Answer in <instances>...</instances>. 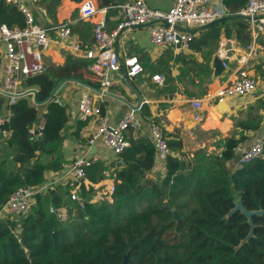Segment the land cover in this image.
I'll return each instance as SVG.
<instances>
[{"label": "trees", "instance_id": "trees-1", "mask_svg": "<svg viewBox=\"0 0 264 264\" xmlns=\"http://www.w3.org/2000/svg\"><path fill=\"white\" fill-rule=\"evenodd\" d=\"M62 1L38 0V4L54 20ZM95 1L98 8H107V19L115 14L111 7L117 0ZM223 5L229 11L226 17L237 23V40L247 45L248 24L239 14L246 0H223ZM216 23L197 31L189 48L192 54L178 52L175 56L174 49L167 47L150 65L142 66L138 76L144 74L150 81L151 76H163L165 84L159 91L164 94L175 92L182 76L202 80L210 70L193 53L208 49L217 40L221 27ZM2 25L8 29L26 25L24 14L5 0H0ZM85 27L91 34L90 44L92 25L86 23ZM176 63L184 67L173 76ZM45 68L43 74L23 77L21 82L23 90L37 91V102L46 99L62 80L74 79L100 88L97 78L87 70V62L68 56L64 64ZM6 98L0 94V109ZM31 99L26 96L10 103L7 98L5 129L9 136L0 138V143L11 151L12 158L10 162L0 160V210L18 189L40 185L46 172H59L65 163L62 131L70 120L69 106L56 102L55 96L42 106L34 105ZM40 107L45 113L38 140H34L30 131L38 128ZM260 108V104L248 107L245 120L235 122L233 135L218 140L211 152L200 148L186 157L180 138L166 139L171 154L159 180L148 176L156 163L153 143L129 127L124 133L129 147L116 160L123 166L91 161L85 177L74 185L83 209L69 200L74 186H67L59 188L61 192L57 188L37 195L20 220L11 216L0 219V264H124L125 258L126 264H264V139L261 157L232 172L227 168L236 159V148L248 140L247 134L260 130ZM140 116H150L148 106L141 107ZM84 124L77 122L76 133ZM105 177L113 180V191L105 199L93 201L95 186ZM237 201L247 211L262 212L252 216V236L246 241L251 230L247 218L239 211L230 214ZM51 205L65 207L67 220L61 222L51 214Z\"/></svg>", "mask_w": 264, "mask_h": 264}, {"label": "built area", "instance_id": "built-area-1", "mask_svg": "<svg viewBox=\"0 0 264 264\" xmlns=\"http://www.w3.org/2000/svg\"><path fill=\"white\" fill-rule=\"evenodd\" d=\"M5 1L15 4L26 20L23 29H8L4 25L0 26V45L5 48L0 89L12 95L24 91L21 88L23 77L38 76L45 72L44 53L55 41L66 43L69 50L80 54L87 62V70L97 78L99 90L108 91L112 85L109 74L122 73L128 79H132L143 71L136 56L129 54L121 56L116 50V43L125 32L145 29L151 44L159 51L167 47L176 48L177 44L180 45V50H189L194 35L199 29L229 15V11L223 5L218 8L210 7V0H173L172 6L166 11L150 7L145 0L124 1L111 7L115 9L116 26L108 30L105 20L107 8L99 9L95 0H82L78 8V19L83 22L95 20L92 22V41L88 44L74 38L70 23H61L51 29L44 28L36 23L33 13L24 4L15 0ZM30 1L38 2V0ZM239 14L246 18L249 24L252 43L247 47V56L250 57L254 51L255 41L259 36L264 35V0H246V5ZM216 57L222 61L224 68L228 67L229 50L225 46L222 45L216 50ZM243 59L245 57L240 62L244 64ZM151 82L162 87L165 79L161 75H154L151 76ZM256 88L255 77L241 67L236 70L233 81L218 88L214 94H206L204 99L218 103L227 99L242 98L253 94ZM103 98L102 94L95 92L83 94L78 101L77 119L79 121L94 119L97 126L89 138V144L99 140L115 157H118L129 147L125 139V131L129 127L136 129L138 124L130 115L114 126L109 125L106 118L101 115ZM9 100L10 103H14L16 99ZM191 108L199 111L202 108V101H192ZM194 119L200 121V116L196 113ZM8 120L9 115L0 116L1 140L9 136V131L5 129ZM147 122L149 128L147 137L155 148V162L164 166L167 157L171 154L166 137L160 123L153 117L148 118ZM41 126L40 123L37 129L30 131V134L39 136ZM262 150L261 142L244 150L237 147L238 166L261 157ZM90 163L91 160L78 158L52 180L37 186L28 185L18 189L2 206L0 219L8 215L25 214L37 195L45 194L60 186H76L85 177V169ZM75 186L69 192V200L83 209V202ZM112 191L111 186L108 192ZM100 199L101 196L98 200ZM49 212L56 215L61 222L67 220L68 211L65 207L55 208L51 205Z\"/></svg>", "mask_w": 264, "mask_h": 264}, {"label": "crops", "instance_id": "crops-1", "mask_svg": "<svg viewBox=\"0 0 264 264\" xmlns=\"http://www.w3.org/2000/svg\"><path fill=\"white\" fill-rule=\"evenodd\" d=\"M24 4L27 8L35 14L36 23L44 28L51 29L61 23H70L73 36L78 41L87 43L91 40V34L86 31V23L92 25V22H83L78 19V8L80 3H74L69 0H63L60 6L56 9L55 19H51L46 15L42 6L37 3H31L30 0H15ZM125 1V0H124ZM145 2L152 8L166 11L172 6L173 0H145ZM97 3V2H96ZM223 5V0H210V7H220ZM224 6V5H223ZM225 7V6H224ZM100 9V8H99ZM33 14V15H34ZM114 16L107 19V12L105 16L106 26L108 30H112L116 26ZM241 16V15H240ZM100 17V16H99ZM98 17V18H99ZM221 20V19H219ZM217 20L221 27L219 37L208 49L202 52L193 53L195 59L199 63L207 64L210 72L202 80L187 78L182 76L181 83L177 84L175 92L171 94H164L159 91L160 88L151 82L146 75L136 76L135 78L128 79L130 86H133L142 96V105L149 108L150 116L160 123L162 131L167 140L173 138H180L183 143V153L188 156L197 149H205L206 151H213L216 147V142L222 138L231 137L235 131L234 124L236 121L245 120L248 107L261 105L259 113L262 116L261 128L257 132H250L247 134L248 140L241 144L239 147L248 149L264 139V35L258 37L255 41L253 54L247 56V47L251 45L252 38L248 24V31L250 35L249 43L243 46L236 38V22L229 17L222 18V21ZM216 23V24H217ZM210 26V25H209ZM198 36L195 33L194 38ZM225 46L229 50L228 67L224 68L220 75H217L213 67V61L216 58V50L220 46ZM174 49V55L178 52L191 53L190 50ZM116 50L122 56L134 55L141 66L147 67L157 59L164 52L156 49L150 42L149 34L145 29L134 30L125 32L121 35L116 43ZM4 46L0 45V86L2 81V65L4 60ZM192 54V53H191ZM72 57L84 61L80 54H75L68 49L66 43L53 42L44 53L45 67L50 64L62 65L65 63L66 57ZM243 59L245 63H241ZM142 58H147L148 61H143ZM221 61V60H220ZM222 65V61H221ZM184 67L182 63H176L173 66V76L179 74V68ZM244 69L250 75H253L257 81V88L253 94L242 98H232L216 103L214 100H205L204 96L208 93L214 94L215 91L233 81L235 72L238 68ZM112 83L108 91L116 96L126 99L131 105L137 103L136 95L131 92L124 85V74H109ZM91 90L78 85L77 83H66L55 95L56 100L61 105H68L71 111L70 120L62 131L63 144L62 155L64 165L59 172L48 171L44 174L43 182L52 180L61 171L67 168L74 160L78 158L88 159L91 161L99 160L105 166L115 162L116 168H121V162H116L115 157L101 141L97 140L93 144H89V138L96 129L97 123L94 119H89L85 122L83 127L77 131L78 114V101L81 96ZM32 100V99H31ZM194 100L202 101V108L195 111L191 108V102ZM10 101V100H9ZM104 117L109 125H116L121 119L126 116L132 115L138 124L136 128L141 135L148 136V118L140 116V109L138 115L133 112L123 103L113 99L104 97ZM8 100L6 98L3 107L0 109V116H8ZM45 113L42 107L39 108L40 121L42 122V115ZM200 116V121H195L194 115ZM12 154L9 150L4 149L0 143V160L7 159L10 162ZM238 167L236 159L227 164L229 171H234ZM164 166L155 163L153 169L149 172V177L152 180H159L163 177ZM106 185L104 188L103 186ZM113 185V180L109 177L103 178L95 186V197L93 201L99 199L100 196H106L109 188ZM64 188L62 186L57 187ZM56 188V189H57ZM57 189V190H58ZM61 192V190L59 189Z\"/></svg>", "mask_w": 264, "mask_h": 264}, {"label": "water", "instance_id": "water-1", "mask_svg": "<svg viewBox=\"0 0 264 264\" xmlns=\"http://www.w3.org/2000/svg\"><path fill=\"white\" fill-rule=\"evenodd\" d=\"M117 2H118V4H122L124 2V0H117ZM176 48L179 49L180 45L177 44ZM4 50H5V48H4ZM213 67H214L217 75H220L221 72L223 71L221 61L217 57L213 61ZM70 82L77 83L78 85L83 86V87H85V88H87V89H89L95 93L102 94L104 97H107V98H110V99H113L115 101H118V102L125 104L133 112L134 115H138V113H139V109L141 108V105H142V96L133 86H130L129 81L126 78V76H124V85L131 92H133L136 95L137 103L135 105H131L126 99H124L120 96H116V95L110 93L109 91H101L99 89L91 88L89 85H86V84L81 83L79 81H76L74 79L62 80L61 82H59L57 85H55L52 88V90L50 91L47 98L44 99L42 102H37V100H36L37 91L35 89L24 90L23 92H21L20 94H17V95H12V94L6 93L0 89V94L9 98V99H11V98L20 99V98H24L26 96H32L33 104L36 106H42V105H45L47 102H49L57 94V92L60 90V88L63 87V85H65L66 83H70ZM221 103L222 102H220L219 104H221ZM30 138H33L34 140H38L37 134L30 135ZM238 211L247 218L248 223L251 225L250 233H249L248 237L245 239V241H246L248 238H250L252 236V229H253L252 221H251L252 216H259L262 214V212L261 211H247L243 208L241 203L239 201H237L235 203V208L230 212V214L238 212ZM174 220H176V221L179 220L176 212H174ZM126 260L127 259L125 258L124 264H126Z\"/></svg>", "mask_w": 264, "mask_h": 264}, {"label": "rangeland", "instance_id": "rangeland-1", "mask_svg": "<svg viewBox=\"0 0 264 264\" xmlns=\"http://www.w3.org/2000/svg\"><path fill=\"white\" fill-rule=\"evenodd\" d=\"M11 152V151H10ZM186 155V154H185ZM106 185H104L103 186V188L105 187ZM95 191H96V189H95ZM102 199H105V197L104 196H101V199L100 200H102ZM8 216H11V217H13V218H15L16 220H20V218L22 217V215L21 216H17V215H8ZM69 224H71V223H69ZM64 226H69L68 224L67 225H64Z\"/></svg>", "mask_w": 264, "mask_h": 264}]
</instances>
